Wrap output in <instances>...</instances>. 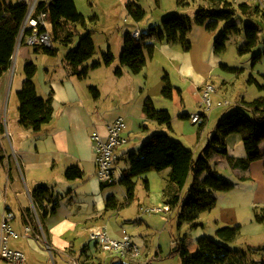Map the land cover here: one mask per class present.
<instances>
[{
    "label": "rangeland",
    "instance_id": "obj_1",
    "mask_svg": "<svg viewBox=\"0 0 264 264\" xmlns=\"http://www.w3.org/2000/svg\"><path fill=\"white\" fill-rule=\"evenodd\" d=\"M7 1L17 2L18 0ZM229 1L235 7L243 2H255L264 8V0ZM75 2L77 9L86 18V27L79 25L77 28V26L69 25L58 38L52 33L53 46L57 50L55 56L43 52L36 53L34 51L36 47L29 46V60L38 66L34 80L41 97L46 96L49 88L47 80L50 77L47 79V70H50L53 75L62 73L66 52L77 46L81 36L86 35L89 30L92 32L96 44V53L88 60L86 67L96 60H102V52L111 50L116 58L117 63L114 65L116 69L119 66L122 46L129 32L139 29L144 34L148 33L151 27L161 29L162 19L170 14L189 16L192 19L191 30L187 35V40L192 44L189 51H185L180 43L172 44L166 40H155L153 43L156 47L153 56L150 57L148 51L145 50L148 61L143 71L138 74L131 73L130 76H125L121 80L124 81L128 79L127 77H131L129 83L137 87L138 91V93H136V89L133 91L127 89L126 92L119 91L113 103L116 108H118L119 101L123 105L120 116L124 117L126 121L127 131H131V141L127 145L130 151L139 149L152 134L166 132L170 134L169 136L173 140L185 144L197 157L208 144V140L212 137L219 120L225 113L241 106L243 101L250 102L264 96V91L260 89V86H264V23L261 18H255L252 21L259 26L260 33L258 44L250 52L241 53L247 42L246 23L250 21L238 14L236 22L240 32L231 34L226 49L217 53L214 48L215 39L224 30L227 22L220 21L216 30L209 31L194 20L197 9L200 6H211L212 0H187L189 4L185 6H179L177 0H75ZM130 2H137L145 11V17L141 21L135 20L130 15L127 7ZM140 37L135 38V41L141 44ZM64 39L66 41L70 39V42L64 43ZM18 46L9 75L7 74V81L4 86L0 85V118L6 131L11 130L13 134H16L17 130L24 131L19 124L18 91L21 90L26 78L24 65L27 62L25 58V46L27 45L19 46L20 49ZM256 56H260L257 61ZM91 71L89 69L88 76L82 79L84 83H103L109 70L101 68L94 73ZM166 75L169 76L172 85L184 90L186 110L178 108L176 102L163 96L162 89L165 85L163 78ZM205 80L213 83L217 91L213 94L214 106L206 112L208 120L204 129L201 130L200 124H192V121L184 118L183 114L203 112L204 104L201 101L200 92L195 89V85ZM89 92L93 95L90 89ZM112 98L108 97L104 107L113 101ZM147 98H151L157 108L170 111L173 129H170L166 124H159L146 117H141L142 107L139 104L141 100ZM225 101L228 103L219 104V102ZM95 115L94 120L98 121L100 117ZM240 138V134H233L228 142L234 146ZM36 142L34 134L28 138L24 137L23 140L24 145L31 148H34ZM3 144V148L15 159V155L17 157L18 154L14 153L10 141L5 138ZM213 165H216L214 161ZM128 166V157L125 156L119 163L120 170H124ZM215 168L226 177L233 188L226 192L219 191L216 193L218 198L216 207L211 211L201 213L197 226H192L188 222H183L180 225L178 208L169 212L148 211L149 208L166 205L162 191L166 184L169 168L162 171H150L136 177L134 200L119 210H106L105 203L108 196L112 194L120 203L127 201L126 190L119 183L120 173L117 174L116 182L108 184L102 190L100 181L91 171L87 172L85 178L71 182L63 180L55 183L59 181L57 178L51 181L53 184L51 188H55L56 195L60 198L62 197L58 192L66 194L69 187L74 188L75 202L73 208L78 219L80 216L84 217L93 211H98L100 216L98 213L95 215V227H106L109 235L113 238H121L125 233L130 235L141 251L138 258L132 259L137 264H183L180 253L175 251L177 242L183 241L191 251H196L197 242L203 236L215 239L233 250H239L242 254L245 253L248 260L247 264H264V221L257 219L258 215L264 216V158L251 163L248 171L233 170L229 166L227 158L219 162ZM56 173L57 171L53 175L56 176ZM243 176L246 178L242 179ZM147 179L149 189L146 185ZM191 183L192 176H189L183 195ZM1 184L0 206L4 202L6 178H3ZM10 198L14 204L17 196L12 190H10ZM69 208V202L64 200L58 210L63 215ZM2 211L3 209L0 212V227L3 221ZM33 211L32 217L41 228L40 212L36 205H34ZM54 214L50 216H54ZM226 226H240L238 235L233 241H226L216 234L218 227ZM91 230V226L85 225L82 221L77 232L71 234L70 238L76 242V253L73 256L72 251H69V258L49 252L47 245L50 239L44 229V235L41 232L40 235L46 244L44 243L45 250L41 254L34 251V249L39 248L36 242V245L32 246L31 241L22 237L11 239L9 243L12 247L20 248L25 253L27 260L24 264H96L90 262L92 257L80 256L85 246L90 248L95 255L100 256L104 261L103 264L118 263L120 257L103 251L90 239ZM124 260L128 261L127 259ZM0 264L15 263L0 259Z\"/></svg>",
    "mask_w": 264,
    "mask_h": 264
},
{
    "label": "trees",
    "instance_id": "obj_2",
    "mask_svg": "<svg viewBox=\"0 0 264 264\" xmlns=\"http://www.w3.org/2000/svg\"><path fill=\"white\" fill-rule=\"evenodd\" d=\"M179 6L189 3L187 0H177ZM128 10L137 21L145 17V11L137 2H130ZM29 11V2L20 0L7 2L0 0V78L8 72L12 66L13 58L17 50L18 40L22 25ZM46 11L48 19L52 23V33L60 37L62 31L69 25L86 27L87 21L83 13L76 6L75 0H40L36 12ZM249 19L246 23L245 35L246 45L241 53L250 52L259 42L260 28L253 19L261 18L264 23V8L255 2H243L235 7L229 0H212L211 6H200L195 12L194 20L197 24L204 26L207 30H216L220 21H226V27L216 37L214 48L217 53L226 49L227 41L231 34L240 32L236 22V16ZM192 19L189 16L170 14L165 16L161 22V29L151 27L148 33H141V44L135 41L132 35L125 38L123 49L119 55V66L115 69L117 76H123L124 67H128L134 74H138L147 65L148 51L153 56L155 44L148 41H164L168 43H180L185 51L192 47L187 35L191 30ZM72 39V38H71ZM56 40V39H55ZM64 43L70 42L64 39ZM36 53L43 52L55 56L57 50L53 47H36ZM96 53V44L89 30L81 36L77 46L68 50L64 56V63L69 73L77 75L80 79L88 76L89 68L84 63L90 60ZM260 56H256V61ZM114 55L102 52V61L94 62L93 68L101 64L110 66L115 62ZM38 66L35 62H26L24 65L25 80L22 88L18 91L19 99V124L25 128H31L34 132L42 130L53 118V91L48 97L38 94L34 77ZM164 87L162 94L165 98L172 99L174 86L168 75L164 76ZM264 91V86H260ZM95 97L99 96L96 86H90ZM143 112L149 120L166 124L172 128V114L168 109H159L151 98H147L143 104ZM207 119L205 120V122ZM203 122L201 126L204 125ZM232 134H240L246 150L245 157H235L228 154L226 138ZM264 96L253 101H243L241 106L227 112L219 120L212 137L201 153L195 157L194 152L180 141L173 140L168 133L158 132L152 134L143 145L134 151L126 153L129 166L123 170L119 183L126 190L125 203H120L115 195L108 196L106 210H119L129 205L135 198V178L150 171H162L170 168V173L163 188V199L170 210H179L180 225L188 222L192 226L199 225L198 219L201 213L213 210L218 202L217 192L229 191L233 188L226 177L221 175L213 165L212 158L215 154L227 157L229 165L233 168L247 169L256 160L264 157ZM67 179L75 180L84 177L83 170L77 166H69L65 171ZM189 176L192 183L185 195L183 190ZM244 179V178H242ZM113 184V183H111ZM149 189V181L146 180ZM104 186V185H103ZM33 203L40 212L39 221L41 227L46 231L45 219L56 213L59 207V197H55L53 190L47 184H39L32 191ZM33 219V217H32ZM259 221H264V216H257ZM33 224L37 231L40 226L34 220ZM240 230V226L218 227V237L233 241ZM196 251H191L183 241L176 244L175 251L180 253L183 264H247L245 253L233 250L229 246L206 236L197 242ZM120 258L118 263L113 264H137L132 258ZM148 264V263H147Z\"/></svg>",
    "mask_w": 264,
    "mask_h": 264
},
{
    "label": "crops",
    "instance_id": "obj_3",
    "mask_svg": "<svg viewBox=\"0 0 264 264\" xmlns=\"http://www.w3.org/2000/svg\"><path fill=\"white\" fill-rule=\"evenodd\" d=\"M25 1L30 2V0ZM77 28H79V26H77ZM136 30L139 29H135L133 32H129L127 36L132 35ZM150 42L154 41L150 40L147 43ZM25 48V58L27 62H30V47L25 46ZM107 53L114 55L111 50H108ZM101 61L102 60H96L95 62ZM87 62L84 63V67H86ZM116 63L117 62L115 60V62L110 66L101 64V66H99L98 68L92 67L94 62L87 65V67L92 70L91 73H94L96 72V70H100L101 68H107V70H109L106 76V80H104V82L100 84H98L97 82H92L93 84H90L91 82L86 81V83H84V80L80 79L77 75L68 72L64 61V71L62 73H56L53 75L51 74L50 70H47V79L49 77L50 79L47 80L49 88L48 92L45 94L46 96L44 97H48L50 92L53 91L54 112L52 120L48 124L43 126L42 130L39 132H34L31 128L20 126V128L24 131L17 130V133L13 134L11 130L6 131V128L0 118V190H2L1 182L3 181V178H6L4 202L0 206V212L3 209L4 212L9 211L13 213V219L11 222L19 230L23 231L27 223H33V221H31L34 220L32 219V213L34 212L32 191L38 184L44 183L51 188V186L53 187L51 181H54L57 178H59V181L55 183L63 180H66L67 182L78 180L67 179L65 176L66 169L72 165H77L83 170V178L86 177L88 171L94 173L97 178V165L95 162L93 135L98 133L99 135L105 137L108 134L109 124L112 123L116 118L122 117L120 116V113H122L123 111V105L121 104V102L119 101L118 108L113 105L119 91L126 92L127 89L131 91L136 89V93H138L137 87H134L129 83L131 77H127L128 79L121 81L122 78H125V76H130L129 74L132 73L130 69L127 67L126 69H124L123 76H117L114 71V65ZM7 74L9 75V71L6 72L2 78H0V85L4 86V84L6 83L8 78ZM205 82H208V80L202 81L198 85H195V89L199 91L200 87ZM90 86L97 87V89L99 90L98 97L90 94ZM37 91L38 94L41 95L39 93L38 86ZM108 97H113V101L110 102L108 106L104 107V104L107 102ZM171 100L177 103L178 108L183 110L187 109L184 98V90H180L179 88H176L174 86L173 96ZM143 101L145 100H141L139 104L142 107L141 117H145V114L143 112ZM136 104L138 105V103ZM95 114L100 117L98 121L94 120L96 118ZM191 114L193 113H184L183 117L190 119ZM206 122L203 126H201L200 124L201 130L204 129ZM192 124L199 123L192 122ZM171 129H173V126ZM127 130L128 128L125 130V135L128 137L129 141H131V131ZM32 134H34L37 140L34 148L25 146L23 143L24 137L28 138L32 136ZM232 135L226 138L228 154L235 157H245L246 150L241 138L237 140L234 146H231V144L228 142L229 138ZM5 138H7L13 145L14 153L16 152L18 154L17 157L15 155V159L6 149L3 148V141ZM263 145L264 143L261 146ZM129 151L130 150L128 146H125L121 150L122 159ZM226 158V156L215 154L212 158V161H214V163L216 164L215 167H217V164L225 160ZM249 168H233V170L248 171ZM55 171H57L56 176L53 175ZM242 178L246 177L243 176ZM167 179L168 177L166 178V182ZM104 187L105 186L100 183L101 190ZM51 189L53 190L54 196L57 197V191L55 190V188ZM10 190H12L17 196L14 204H12V199L10 198ZM58 193L62 197H59V207L57 208L54 216H48L45 219V226L50 239V242L48 244L50 246V249L48 250L51 254L52 252H54L60 257L69 258V251H72L73 256L76 253V242L74 241V239L70 238L71 234L73 235V232H77V228L80 224H82V221L85 225L91 226V228L95 227V215H97L98 213V215L100 216V213L98 211H93L92 213H89L84 217L80 216V218L78 219L73 208V204L75 202L74 188L69 187V190L66 194H62L61 192ZM64 200H67L69 202L70 208L62 215V213L58 209L61 208L62 201ZM3 211L2 213H4ZM24 239H27V241H31L32 246L36 244L39 246L40 249L36 248L34 249V251L40 252V254L41 252H44L45 242H43L41 238L34 236L32 238ZM80 256H90L92 257V260L90 262L96 264H103L104 262L100 256L95 255V253L92 252L87 246L82 249Z\"/></svg>",
    "mask_w": 264,
    "mask_h": 264
},
{
    "label": "built area",
    "instance_id": "obj_4",
    "mask_svg": "<svg viewBox=\"0 0 264 264\" xmlns=\"http://www.w3.org/2000/svg\"><path fill=\"white\" fill-rule=\"evenodd\" d=\"M39 1L32 0L29 2V11L22 25L18 40L19 46L25 44L30 47H53L52 23L48 19V14L46 11L36 12ZM45 1L47 3L50 2V0ZM140 35V30H136L132 34L134 38H138ZM216 91L214 84L211 82H205L200 87L201 101L204 104L203 112L190 115V120L193 123L202 124L205 122L208 117L206 112L210 111L214 106L213 94ZM227 103V101L219 102L220 105ZM126 125L124 117H118L109 124L108 134L105 137L98 133L93 135L95 162L97 165L96 175L104 186L116 182L117 174L120 173V178L122 176L123 170H120L119 167V163L122 160L121 150L129 143V139L125 135ZM148 211L169 212L170 206L153 207L149 208ZM12 219L13 213L9 211L3 213V221L0 227V259L8 260L15 264H24L27 260L25 253L21 249L12 247L9 243L10 240L20 237L32 238L34 236L41 238L40 232L44 235V231L42 227L40 231H37L31 222L27 223L24 230L21 231L12 224ZM90 239L103 251L120 258L136 259L141 253L140 247L130 235L125 233L121 238H113L104 226L93 227ZM47 247L50 249L49 245Z\"/></svg>",
    "mask_w": 264,
    "mask_h": 264
}]
</instances>
